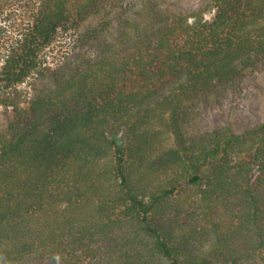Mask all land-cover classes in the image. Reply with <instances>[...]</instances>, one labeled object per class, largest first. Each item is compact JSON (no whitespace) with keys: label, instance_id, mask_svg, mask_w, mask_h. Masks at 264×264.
<instances>
[{"label":"trees","instance_id":"trees-1","mask_svg":"<svg viewBox=\"0 0 264 264\" xmlns=\"http://www.w3.org/2000/svg\"><path fill=\"white\" fill-rule=\"evenodd\" d=\"M104 1L35 0L0 39V264H264V121L192 138L180 121L264 59V0L170 12L23 99L55 34Z\"/></svg>","mask_w":264,"mask_h":264},{"label":"rangeland","instance_id":"rangeland-1","mask_svg":"<svg viewBox=\"0 0 264 264\" xmlns=\"http://www.w3.org/2000/svg\"><path fill=\"white\" fill-rule=\"evenodd\" d=\"M213 0H105L80 24L60 29L40 56L35 73L21 85L22 97L53 87L63 76L95 59L110 48L131 42L138 29L150 28L170 12L188 14L208 9ZM35 0H0V39L7 41L16 33L21 20L28 19L36 7ZM0 40V41H1ZM4 41L2 46L4 47ZM3 53V49L1 48ZM2 55H0L1 57ZM12 107L0 105V127L13 118ZM184 134L195 137L218 128L243 132L264 121V59L241 69L232 80L218 85L212 92L187 101L182 108ZM122 133L117 136L120 142Z\"/></svg>","mask_w":264,"mask_h":264}]
</instances>
